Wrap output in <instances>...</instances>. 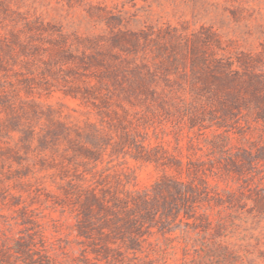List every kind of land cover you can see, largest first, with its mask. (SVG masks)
<instances>
[{"label":"rangeland","instance_id":"rangeland-1","mask_svg":"<svg viewBox=\"0 0 264 264\" xmlns=\"http://www.w3.org/2000/svg\"><path fill=\"white\" fill-rule=\"evenodd\" d=\"M202 28L222 54L264 57V0H0L1 239L32 236L56 264H264V160L229 162L263 152L264 123L191 128L148 105L144 89L155 85L121 92L61 53L113 29ZM171 180L207 182L214 199L196 212L211 228L172 222L126 252L123 226L93 195L112 206Z\"/></svg>","mask_w":264,"mask_h":264},{"label":"trees","instance_id":"trees-1","mask_svg":"<svg viewBox=\"0 0 264 264\" xmlns=\"http://www.w3.org/2000/svg\"><path fill=\"white\" fill-rule=\"evenodd\" d=\"M77 40L78 47L71 45L61 49V53L85 70L99 68V77L108 78L121 92H126L123 85H155L144 89L149 96L145 101L164 110L173 109L179 123L188 121L191 128H206L205 123L210 124L207 127H227L247 118L264 123V57L250 53L235 57L222 54L220 40L204 28L191 35L175 29L157 32L113 29L109 35ZM158 85H179V89L168 92ZM262 150L260 154L245 151L236 158L230 157L229 162L255 166L264 160V146ZM202 182L201 186L179 180L157 183L153 188L157 189L156 196L145 190L126 199L114 198L112 206L100 202L97 195H93V200L112 216L116 228L123 226L126 252L136 253L141 251L144 236L153 228L165 233L171 231L165 228L172 222L185 223L194 229L203 227L204 231L211 228L209 216L196 212L202 203L210 204L214 199L205 185L207 182ZM162 190L167 196L160 193ZM37 244L32 236L12 245L8 238H0V264H56ZM40 244L43 248V242ZM109 250L106 247L105 253ZM209 256L218 255L212 251Z\"/></svg>","mask_w":264,"mask_h":264}]
</instances>
